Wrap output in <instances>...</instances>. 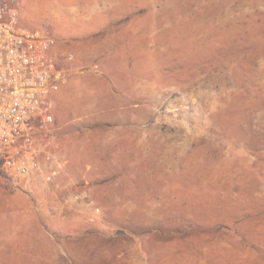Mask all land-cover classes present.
I'll list each match as a JSON object with an SVG mask.
<instances>
[{"label": "rangeland", "instance_id": "1", "mask_svg": "<svg viewBox=\"0 0 264 264\" xmlns=\"http://www.w3.org/2000/svg\"><path fill=\"white\" fill-rule=\"evenodd\" d=\"M14 12L21 26H43L52 43L55 28L66 31L60 25L83 14L116 20L108 27L120 34L119 51L112 54L118 65L135 68L131 74L151 114L144 115L143 129L153 139L158 133V146L144 148L141 177H174L176 215L102 219L97 205L82 198L83 181L0 176V264H138L139 244L148 253L151 247L140 238L157 227L161 239L168 225L174 264H199L205 254L221 252L216 247L224 242H232L233 264H264V0H127L126 10L65 16L24 0ZM236 163H250L256 178L230 179L232 170L244 171ZM197 177L221 179L224 196L253 186L261 193L231 195L239 206L233 220L222 209L214 216L195 214L203 200L197 192L184 193L183 181ZM191 195L194 201H188ZM66 208L82 211L60 212ZM96 219L107 230L91 227Z\"/></svg>", "mask_w": 264, "mask_h": 264}, {"label": "crops", "instance_id": "2", "mask_svg": "<svg viewBox=\"0 0 264 264\" xmlns=\"http://www.w3.org/2000/svg\"><path fill=\"white\" fill-rule=\"evenodd\" d=\"M38 6L65 16L68 12L64 11L126 10L127 0H38ZM115 24L116 20L105 18L102 13L93 19L83 14L76 21L62 23L60 26L66 31L58 28L52 31L54 40L50 55L64 75L51 97L52 128L56 136L53 152L59 167L52 183L83 181L87 188L82 192V198H86L88 205H97L94 207L100 209L102 219L173 218L176 215L174 177L150 180L141 177L144 148L158 146V133L155 132L153 139L152 133L143 129L144 115L149 118L151 114L144 111L140 82L131 74L135 68L118 65V55L112 54L119 51L120 34L108 29ZM39 28L47 33L43 26L39 25ZM236 164L244 171L232 170L230 179L243 178L250 182L256 178L255 171L250 170V163ZM183 182L187 186L184 193L197 192L203 200L204 204L197 211L193 207L195 214L214 216L222 209L230 220L239 211L238 204H232L231 195L261 193L253 186L252 190L249 187L238 194L224 196L221 179L199 180L197 177ZM142 186L151 188L144 191ZM193 197L188 196V201H194ZM80 202H84L81 197ZM54 209L57 210L58 206ZM189 210L188 213L194 214L191 208ZM79 211L82 210L60 209L70 216ZM90 226L107 230L102 220ZM167 228L161 239L154 233L157 227L140 238L149 239L151 246L148 253L146 246L139 244L137 252L142 262L174 264V229L172 226L169 229V225ZM216 249L221 252L205 254L199 264H233L232 242H224L221 247L217 245Z\"/></svg>", "mask_w": 264, "mask_h": 264}, {"label": "built area", "instance_id": "3", "mask_svg": "<svg viewBox=\"0 0 264 264\" xmlns=\"http://www.w3.org/2000/svg\"><path fill=\"white\" fill-rule=\"evenodd\" d=\"M21 1L0 0V176L48 184L59 168L51 97L64 75L47 33L19 24L14 8Z\"/></svg>", "mask_w": 264, "mask_h": 264}]
</instances>
